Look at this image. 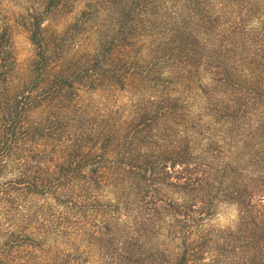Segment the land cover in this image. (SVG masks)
I'll return each mask as SVG.
<instances>
[{
  "label": "trees",
  "instance_id": "1",
  "mask_svg": "<svg viewBox=\"0 0 264 264\" xmlns=\"http://www.w3.org/2000/svg\"><path fill=\"white\" fill-rule=\"evenodd\" d=\"M99 1L114 31L94 53L34 11L14 74L0 31V264H264V0ZM95 89L128 113L77 99ZM221 202L237 226H203Z\"/></svg>",
  "mask_w": 264,
  "mask_h": 264
},
{
  "label": "rangeland",
  "instance_id": "2",
  "mask_svg": "<svg viewBox=\"0 0 264 264\" xmlns=\"http://www.w3.org/2000/svg\"><path fill=\"white\" fill-rule=\"evenodd\" d=\"M46 0H0V31L5 30L9 35L10 54L13 58L15 73H26L29 69V63L35 53L34 44L28 38L27 25L32 18L34 11L40 14ZM99 0H62L61 14L53 16V21L48 15H43L41 25L49 24L53 36H63L71 40L70 46L75 48L78 44L77 52H96L100 48L105 38L111 36L114 31V21L109 24L110 13L104 8L98 9ZM107 7V6H105ZM60 14V15H59ZM40 15V16H42ZM59 15V16H58ZM44 33V32H43ZM47 33V32H46ZM81 43V44H80ZM80 103H88L92 110H112L117 111L120 118L125 116L129 111L131 96L122 90L109 91L104 89L81 90L78 97ZM199 101L193 103L196 108ZM36 116V114H35ZM14 173L5 172L0 175V182L13 176ZM103 195L109 197L107 189ZM42 197L38 202H43ZM51 202V199L47 198ZM7 204L0 201V236L10 227V217L8 215ZM35 208V206H34ZM32 207L31 209L34 210ZM57 207H54L56 212ZM24 214L25 210L19 212ZM20 218V217H19ZM21 219V218H20ZM238 213L234 203L221 202L216 206L215 212L208 218L203 226L213 225L216 228H234L237 226ZM20 224V222H17ZM39 235H37L38 238ZM47 242H50V235L46 236ZM61 247L67 250V246L62 244ZM37 252V251H36ZM35 257L28 262H7L6 264H47L45 260L38 261ZM90 264H102V262H89Z\"/></svg>",
  "mask_w": 264,
  "mask_h": 264
}]
</instances>
